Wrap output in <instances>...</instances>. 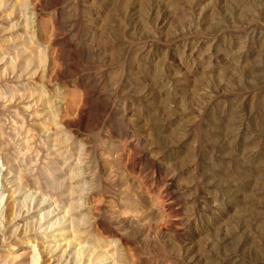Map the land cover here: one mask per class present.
Masks as SVG:
<instances>
[{"label":"rangeland","instance_id":"rangeland-1","mask_svg":"<svg viewBox=\"0 0 264 264\" xmlns=\"http://www.w3.org/2000/svg\"><path fill=\"white\" fill-rule=\"evenodd\" d=\"M78 245L264 264V0H0V264Z\"/></svg>","mask_w":264,"mask_h":264},{"label":"bare ground","instance_id":"bare-ground-1","mask_svg":"<svg viewBox=\"0 0 264 264\" xmlns=\"http://www.w3.org/2000/svg\"><path fill=\"white\" fill-rule=\"evenodd\" d=\"M5 170V169H4ZM6 170H8V169H6ZM10 172V171H9ZM9 172L8 171H6L5 173H4V178H6V180L8 181V183H10L9 185V187H8V189H6V191H7V202H6V205H9L10 204V202H11V200H12V196H13V194H18L19 193V191L21 190V187H20V185L19 184H15L17 181H15V178H14V176H10V174H9ZM11 174H13V173H11ZM5 180V181H6ZM23 189V188H22ZM22 191V190H21ZM30 194V193H29ZM26 195V194H25ZM28 196V195H27ZM15 198V197H14ZM44 200V199H43ZM7 208V207H6ZM55 210V209H54ZM52 211H53V209H52ZM66 223V222H65ZM66 224H68V223H66ZM63 225V224H62ZM66 226V225H65ZM68 226V225H67ZM43 228V227H42ZM68 228V227H67ZM44 230V229H43ZM68 230V229H67ZM65 232H66V228H63V226H62V228H60V229H58V233H59V235H64L65 234ZM65 236V235H64ZM71 238V237H70ZM71 240V239H70ZM75 244H78V243H75ZM85 245V244H84ZM84 245H78L77 246V248H76V252H75V255H77L78 254V256L81 254V255H83V254H85V256L87 255V256H94V258L97 260V261H101L102 263H104V264H107L108 262H107V259L109 258V254L107 255L106 253H105V251H95L96 250V248L94 249V248H91V247H89V248H84ZM47 246H49V245H47ZM54 246V245H53ZM86 247V246H85ZM54 248V247H53ZM56 248V247H55ZM100 250V249H99ZM65 254V253H64ZM61 255H62V253H61ZM61 255H59V256H61ZM75 255H74V257H75ZM85 256H83V257H85ZM72 257H73V255H72ZM73 257V258H74ZM93 258V259H94ZM84 259V258H83ZM91 259V258H90ZM77 260V259H76ZM36 261H39L38 260V258H37V256H34V257H32L31 258V264H35L36 263ZM67 261H69L68 259H67ZM78 261V260H77ZM84 261V260H83ZM110 261V260H109ZM112 261V260H111ZM82 262V261H81ZM65 263H66V261H65ZM113 263V262H112ZM75 264H78V263H75ZM81 264H83V263H81ZM88 264V263H87Z\"/></svg>","mask_w":264,"mask_h":264}]
</instances>
